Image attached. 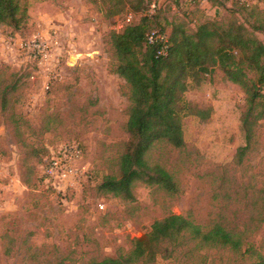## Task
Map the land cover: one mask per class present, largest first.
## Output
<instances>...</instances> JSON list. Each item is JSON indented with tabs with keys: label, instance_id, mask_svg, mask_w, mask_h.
Returning <instances> with one entry per match:
<instances>
[{
	"label": "rangeland",
	"instance_id": "1",
	"mask_svg": "<svg viewBox=\"0 0 264 264\" xmlns=\"http://www.w3.org/2000/svg\"><path fill=\"white\" fill-rule=\"evenodd\" d=\"M54 1L69 17L60 26L34 23L22 38L10 37L11 29L0 26V264H90L129 252L134 238L171 214L203 226L248 228L243 249L200 248L186 236L165 243L147 264H257L258 255L264 258V224L250 230L255 227L251 217L264 206V119L253 126L248 149L239 152L247 145L243 90L219 71L213 82L189 88L186 99L211 107V119L186 117L185 148L161 143L150 153L152 161L173 174L176 195L143 184L135 187L134 201L104 195L99 185L105 176L118 175L128 141L130 87L112 73L115 57L109 39L111 32L121 30L125 16H106L116 0ZM153 4L165 10L170 6L166 0ZM54 8L44 4L43 11L57 15ZM204 8L208 16H216L215 9ZM230 8H239L242 18L237 17L243 21L247 12ZM218 12L219 20L236 15ZM183 14L171 7L167 16ZM41 41L47 48L38 67L30 52ZM51 79L55 81L49 85ZM6 86L16 88H9L3 106ZM75 142L83 144L85 154L72 171L44 178L47 152Z\"/></svg>",
	"mask_w": 264,
	"mask_h": 264
},
{
	"label": "trees",
	"instance_id": "2",
	"mask_svg": "<svg viewBox=\"0 0 264 264\" xmlns=\"http://www.w3.org/2000/svg\"><path fill=\"white\" fill-rule=\"evenodd\" d=\"M166 1L170 5L166 10L155 6L151 12L153 0H116V5L106 10L108 18L133 15L131 23L109 35L115 57L112 73L130 87L128 141L120 157L118 175L105 176L99 185L104 195L125 201L135 200L134 189L138 184L157 187L169 195L178 193L173 174L152 161L150 153L161 143L183 150L186 117L195 116L203 122L211 119V107L201 108L186 99L193 83L198 86L213 82L219 71L226 81L243 90L248 108L241 122L247 145L239 152L248 149L253 126L264 119V0H192L191 4L186 0ZM230 2L231 7L247 12L243 21L237 17L242 18L239 8L229 10ZM204 4L216 10L214 18L206 14ZM171 7L177 12L182 10L184 19L169 18ZM30 8L31 0H0V26L11 29L10 37L22 38L27 26L33 25ZM220 9L236 15L231 20H219ZM153 31L167 36L166 54L159 53L161 41L149 42L148 35ZM9 88L14 90L16 86H6L3 106ZM257 109L260 111L254 115ZM77 143L85 154L83 144ZM47 153L43 165L51 160V152ZM251 223L255 226L251 232L264 224V206L256 210ZM247 232L248 228L233 230L221 223L203 226L190 217L171 214L155 221L143 236L134 238L129 252L116 253L90 264H147L156 259L165 243H178L186 236L197 241L200 248L222 247L241 252ZM248 251L249 248L244 253ZM258 256L257 264H264V258Z\"/></svg>",
	"mask_w": 264,
	"mask_h": 264
},
{
	"label": "built area",
	"instance_id": "3",
	"mask_svg": "<svg viewBox=\"0 0 264 264\" xmlns=\"http://www.w3.org/2000/svg\"><path fill=\"white\" fill-rule=\"evenodd\" d=\"M187 3L191 4L192 0H186ZM244 2L249 1H258V0H243ZM155 4L152 5L151 12L154 10ZM133 20V15L128 14L125 17L124 23L120 25V28H122L124 25H127L131 23ZM148 40L150 43H155L157 41H161L163 44L161 47L160 54H166V47H167V41L168 38L166 35H160L157 32L153 31L149 33ZM46 45L44 42H39L33 48H31V58H33V61L37 62V66L42 62L45 52H46ZM39 67V66H38ZM55 81L54 79L50 80L49 85ZM52 157L51 160L47 163L46 169H47V175L49 176V179L56 176H64L68 175L72 171V165L74 162H76L77 159H79L81 156H83L82 149L80 145L75 142L72 145H68L67 147H63L60 150H58L57 153L53 152L51 153Z\"/></svg>",
	"mask_w": 264,
	"mask_h": 264
},
{
	"label": "crops",
	"instance_id": "4",
	"mask_svg": "<svg viewBox=\"0 0 264 264\" xmlns=\"http://www.w3.org/2000/svg\"><path fill=\"white\" fill-rule=\"evenodd\" d=\"M54 0H31V8H30V15L31 21L34 24H38L39 26H60L59 21L61 20H68V16H66L63 12H60V8L56 6ZM44 4H49L52 7H55L54 10L56 11L57 15L46 14L43 11ZM53 9V8H52ZM64 10V9H63ZM59 14V15H58Z\"/></svg>",
	"mask_w": 264,
	"mask_h": 264
}]
</instances>
